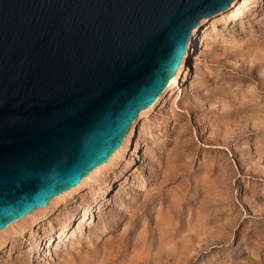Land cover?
<instances>
[{
	"label": "rangeland",
	"instance_id": "1",
	"mask_svg": "<svg viewBox=\"0 0 264 264\" xmlns=\"http://www.w3.org/2000/svg\"><path fill=\"white\" fill-rule=\"evenodd\" d=\"M204 20L179 89L139 112L128 150L7 234L0 264H264V0Z\"/></svg>",
	"mask_w": 264,
	"mask_h": 264
},
{
	"label": "water",
	"instance_id": "2",
	"mask_svg": "<svg viewBox=\"0 0 264 264\" xmlns=\"http://www.w3.org/2000/svg\"><path fill=\"white\" fill-rule=\"evenodd\" d=\"M236 0H0V230L134 137L202 20Z\"/></svg>",
	"mask_w": 264,
	"mask_h": 264
},
{
	"label": "bare ground",
	"instance_id": "3",
	"mask_svg": "<svg viewBox=\"0 0 264 264\" xmlns=\"http://www.w3.org/2000/svg\"><path fill=\"white\" fill-rule=\"evenodd\" d=\"M244 3V2H243ZM250 6V5H249ZM238 7V6H237ZM231 8H234V4H232V7ZM247 8V7H246ZM238 9H240V8H235L234 10L235 11H233L231 14H230V17L231 16H233L234 15V12H236ZM238 12V11H237ZM236 12V13H237ZM205 21V20H204ZM202 23V22H201ZM196 30H194L193 31V33L195 32ZM195 43V42H194ZM190 46H191V44H189L188 45V48H187V51H186V53H185V55L183 56V58H182V60H181V63H180V66H179V68L177 69V71H176V73H175V75L172 77V79L169 81V84H168V87H167V89H173V88H177V89H179V86H180V82H179V79H180V75L182 74V71L183 70H186V67H185V64H186V60L188 59V56H189V50H190ZM189 60V59H188ZM188 65V64H187ZM183 75V74H182ZM185 77H186V74H184V76L182 77L181 76V78H183V79H185ZM183 79H182V81H183ZM183 83V82H182ZM160 99V98H159ZM159 101V100H158ZM160 102V101H159ZM153 107H148V108H146V109H148L147 111H149L150 109H152ZM146 111V112H147ZM129 146V143L124 147V148H122L121 150H119V152L118 151H116L115 153H117L118 152V155H120L121 153H123L126 149H127V147ZM128 150V149H127ZM114 153V154H115ZM113 154V155H114ZM111 159V158H110ZM109 159V160H110ZM108 160V161H109ZM105 167H107V165L106 166H100V168L99 167H97L96 169H94L93 171H95L94 173H97L98 171H101V169H104ZM92 171V172H93ZM89 176V175H88ZM87 176V177H88ZM87 179V178H86ZM84 181V180H83ZM81 184H83L82 182L78 185V186H80ZM78 186H76V187H78ZM76 187H74V188H72V189H70V190H68V191H66V192H64L63 193V195L61 194V196L60 195H58V196H56V197H54L45 207H42V208H39V209H36L35 211H33V212H31V213H29L27 216H25V217H23V218H21L20 220H18V221H16V222H14V223H12V224H10L9 226H7L6 228H4V229H2V230H0V247L4 244V243H6L7 241H9V238H11V237H7V234H11V233H13V231H15L16 229H17V227H25V225H27L28 224V222L30 221V220H33V219H35L36 218V216L37 215H41V214H43V213H45L50 207H51V205L53 204V203H55V201H57V200H59V199H62L63 197H65L66 195H68V194H70V193H72V192H74V191H76L77 189H79V188H76ZM86 217V216H85ZM87 219V218H86ZM25 230V228L22 230V231H18L17 233H18V235L20 234H22V232ZM18 237L19 236H16V237H14V238H12V240H17L18 239ZM59 237H61V235L59 236ZM67 238V237H66Z\"/></svg>",
	"mask_w": 264,
	"mask_h": 264
}]
</instances>
